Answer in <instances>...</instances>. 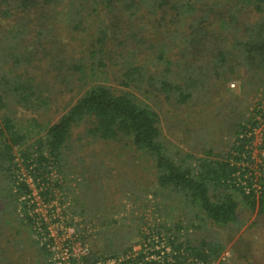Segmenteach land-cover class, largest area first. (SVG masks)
<instances>
[{
  "label": "rangeland",
  "instance_id": "374dc122",
  "mask_svg": "<svg viewBox=\"0 0 264 264\" xmlns=\"http://www.w3.org/2000/svg\"><path fill=\"white\" fill-rule=\"evenodd\" d=\"M151 4L139 0H64L51 26H56L53 40L47 34L40 43L36 33L43 26L30 12L24 17L37 24L28 23L27 35L6 48L2 45L8 42L20 17L2 21L7 31L0 34V76L12 72L32 77L40 91L29 107L9 101V108L0 116L13 118L28 134L25 147L30 146L38 137H44L47 128L57 123L88 88L108 86L116 93L135 94L159 112L163 136L174 148V155L179 151L201 156L205 150L227 155L243 124L247 130L243 135L253 138L247 147L250 158L243 157V168L251 169L250 175L260 188L264 176V83L261 76H254L238 64L241 41L248 38L259 15L226 0H169L163 10ZM189 7L199 9L196 16L211 10L223 13L227 22L210 21L205 35H210L207 40L221 42L217 45L226 48L230 63L221 70V80L213 78L204 85L197 84L186 103L189 105H178L160 91L153 92L147 76L138 85L128 82L126 74L139 64L146 73L148 68L153 72L154 65L165 69L159 59L163 55L173 78L175 74L180 77L176 83L185 85V72H196L209 64L215 55L200 52L201 44L192 41L194 36L185 40L190 33L184 25L189 22L178 14L189 12ZM226 23L231 27L228 33L224 30ZM99 38L104 42L102 54L96 49ZM254 114L260 127L249 132L252 126L248 121ZM87 126L72 131L60 161L50 158V201L40 196L37 183L24 168L17 172L18 179L27 180L33 189L35 213L49 224L53 244L49 246L52 256L48 264H64L71 248L74 253L105 254L119 246L135 245L141 231L156 228L161 221L174 228L185 225L182 238L218 240L224 250L217 264H264V214L251 213L240 203L238 223L219 227L204 215L197 218L184 210L175 196L165 200L154 197L157 186L153 161L126 140L104 142L87 137ZM15 150L21 163L19 149ZM239 201L243 202L241 197ZM131 229L137 232L129 235ZM121 230L126 235L117 234ZM34 258V264L46 263L37 252Z\"/></svg>",
  "mask_w": 264,
  "mask_h": 264
},
{
  "label": "trees",
  "instance_id": "16d2710c",
  "mask_svg": "<svg viewBox=\"0 0 264 264\" xmlns=\"http://www.w3.org/2000/svg\"><path fill=\"white\" fill-rule=\"evenodd\" d=\"M85 1L90 3L93 0ZM139 1L152 3L150 6L157 5L155 7L161 10L169 5V0ZM226 1L251 8L259 15V19L252 24L248 38L241 41L238 64H242L254 76H261L264 83V0ZM63 2L64 0H0L1 35L3 31H7L4 28L6 24L2 21L11 22L10 20L20 17L11 30L13 34L11 33L8 42L2 46L5 45L6 48L9 43L12 45L16 39L27 35L28 23L37 24L29 20L30 12L34 13L36 20L43 26V29L35 32L40 43L47 34L53 40L56 26H51L60 15L59 9ZM213 6L218 8L217 4ZM198 11V8L189 7V12L178 14V17L189 22L188 25H184L187 27L186 32L190 33L185 40L190 41L194 36L192 41L201 44L200 52L215 55L209 64L199 71L185 72L183 77H187L186 84L180 85L176 83L179 75L175 74L177 77L173 78L174 73L171 66H168L170 64H167L165 57L161 55L159 59L165 65V69L161 70L154 65L153 72L148 68L146 73V68L139 64L126 74L128 82L138 84L147 76L153 92L160 91L168 100L185 105L192 99L197 84L204 85L213 78H220L221 70L230 63L224 50L226 48L217 45V43L221 45L218 40H207V36L210 35H205V31L210 21L220 24L224 20L227 21L220 10L219 12L211 10L209 14L202 13L196 16ZM25 14H28V17H24ZM229 24L224 25L226 33L231 30ZM51 40H48V45L51 44ZM97 44L96 49L102 54L103 39L99 38ZM51 55V59H54L55 55ZM233 66L235 68L237 64ZM130 83L129 85L126 83L127 86L132 85ZM38 91L40 90L36 89L32 77L5 72L0 76V113L9 108L7 104L9 101L29 107ZM255 118L254 114L248 121L252 126L249 132L255 127H260ZM84 124L88 125L85 130L87 137L104 142L126 140L138 152L146 154L153 161L157 186V189L153 190L154 197H162L165 200L175 196L184 210L197 218L204 215L208 221L219 227L238 223L240 203H243L251 213H257L258 216L264 214V176L260 178L259 188L253 181L254 176L250 175L251 169L243 168V157L250 158L251 151L247 147L253 139L243 135H247L243 124L239 126L235 141L227 155H215L212 150H205L201 156L179 151L174 155V148L167 145L163 136L161 118L157 110L141 101L135 94L116 93L108 86L93 85L71 105L57 123L47 128L44 137H38L30 146L25 147L28 134L17 126L14 119L0 116V264H34L36 252L37 256L48 264L47 261L52 256L49 246L53 244L49 224L35 213L36 204L32 203L33 189L27 180L18 179L17 172L21 167L24 168L32 177V181L37 183L40 196L47 202L50 201L49 197L52 195V184L48 179L51 170L50 158L60 161L72 131ZM241 135L243 138H240ZM17 148L21 163L17 161L15 152ZM261 149H264V134ZM247 175L250 177L245 178ZM239 197L243 202L239 201ZM184 226L177 224L174 228L172 224L161 221L156 228L150 229V233L141 231L135 245L119 246L114 252L105 254L72 253L65 264H106L111 259L117 261L122 259L117 264H216L224 246L218 240L193 241L189 236L183 239L181 232ZM135 232L136 229H131L127 233L130 235ZM119 233L126 235L122 230L117 232ZM33 234L36 235L34 238ZM163 239L166 242L161 245ZM135 246L140 248L135 250ZM31 251L34 252L33 255Z\"/></svg>",
  "mask_w": 264,
  "mask_h": 264
},
{
  "label": "built area",
  "instance_id": "2783aa9c",
  "mask_svg": "<svg viewBox=\"0 0 264 264\" xmlns=\"http://www.w3.org/2000/svg\"><path fill=\"white\" fill-rule=\"evenodd\" d=\"M263 156H264V153H263ZM261 164H263V162H259V165H261ZM21 181H24V180H22L21 179ZM146 233H150V230H147V231H145ZM155 241H158L157 239H155ZM163 243L161 244V245H163L166 241L163 239V241H162ZM135 248V250H138L140 247H138V246H135L134 247ZM69 254L67 255V258L69 257V255H71L72 253L74 254V255H83V254H86V252L85 253H83V254H81V253H74V248H71L69 251ZM222 256V255H221ZM221 258V257H220ZM219 258V259H220ZM65 261H67V259L65 260ZM65 261H64V264H65ZM122 261V259L121 260H119V261H117V260H115V259H111L108 263H106V264H117L118 262H121ZM219 261V260H218ZM67 264H69V263H67ZM217 264V263H216Z\"/></svg>",
  "mask_w": 264,
  "mask_h": 264
}]
</instances>
